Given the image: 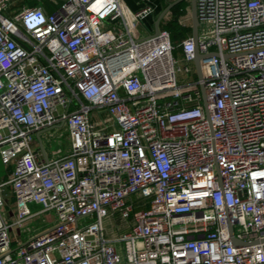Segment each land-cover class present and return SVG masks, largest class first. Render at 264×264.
Listing matches in <instances>:
<instances>
[{
    "label": "built area",
    "instance_id": "2783aa9c",
    "mask_svg": "<svg viewBox=\"0 0 264 264\" xmlns=\"http://www.w3.org/2000/svg\"><path fill=\"white\" fill-rule=\"evenodd\" d=\"M16 1L0 0V264H264V0H197L200 78L192 37L175 55L143 27L151 0L7 15ZM49 131L68 144L52 158Z\"/></svg>",
    "mask_w": 264,
    "mask_h": 264
},
{
    "label": "crops",
    "instance_id": "0c3cea01",
    "mask_svg": "<svg viewBox=\"0 0 264 264\" xmlns=\"http://www.w3.org/2000/svg\"><path fill=\"white\" fill-rule=\"evenodd\" d=\"M150 3H152V5L155 7L156 13L154 14L153 18L145 20L142 24H143V27L145 29L155 33V22H156L157 18L159 17V15L162 13V9L161 8H163V4L164 3H168V2H167V0H151ZM24 4H28L30 6H43L48 13L54 12L57 9V7H58V5L56 3H54L53 1H51V0H17L16 3L14 4V6H12L11 10L9 12H7V15L13 14L14 12H16ZM169 4L170 3H168V5ZM124 5H125L126 8H128V9H130L132 11H137L141 7V2H140V0H124ZM189 18L191 19V5H190L189 13L182 19V22L184 21V23L186 25L192 26V22L191 21L188 22ZM161 25H162V23H161ZM49 132L52 133L53 131H49ZM49 132L44 133L43 136L45 134H48ZM67 148H68V144L64 145L63 148H59V149H57L55 151H51L50 153L48 152L49 153V157L52 158L54 153L60 152V151H62V154H63L65 152V150H67ZM11 171H12V168H6V172L4 173L5 175L0 174V176H2L3 180H7L9 175H10V173H11ZM10 207L12 209H14V207H15V199H14V197H12L11 200H10ZM10 207H8L7 213H8V211H10ZM107 227H108V231H109V235L110 236L115 235L117 232H122V231H124L123 229H125L124 228L125 226H123V228H121L122 226L120 225L119 228H120L121 231H118V230L115 229L114 225L113 224L111 225L110 223L107 224ZM28 233L13 231L12 234H13V237H14L15 240H20L21 242H25L28 239ZM17 244H18V242L15 241L14 245L16 246Z\"/></svg>",
    "mask_w": 264,
    "mask_h": 264
},
{
    "label": "trees",
    "instance_id": "16d2710c",
    "mask_svg": "<svg viewBox=\"0 0 264 264\" xmlns=\"http://www.w3.org/2000/svg\"><path fill=\"white\" fill-rule=\"evenodd\" d=\"M168 6L163 4L162 11ZM190 1L185 0L176 5L168 14L167 18L162 21L161 29L169 32L171 40L176 47L175 55L181 52V44L184 40L191 38L193 31L192 26L186 25L182 19L189 13Z\"/></svg>",
    "mask_w": 264,
    "mask_h": 264
},
{
    "label": "rangeland",
    "instance_id": "374dc122",
    "mask_svg": "<svg viewBox=\"0 0 264 264\" xmlns=\"http://www.w3.org/2000/svg\"><path fill=\"white\" fill-rule=\"evenodd\" d=\"M174 1H176V0H167L168 3H171ZM190 21H191V19L189 18L188 22H190ZM43 138L45 139V142H46L45 147L49 153L51 151H55L59 148H63V146L67 144L65 141V138H64V140H62L60 142L58 136L54 132H52V133L49 132L48 134H45L43 136ZM5 172H6V168L2 164V162L0 161V174L5 175L4 174ZM0 179L3 180L2 176H0ZM30 209L32 210V212H35V211H40L42 209V207L32 204V205H30ZM56 224H57L56 223V215L54 213H46V214L41 215L39 218L35 219L34 221H32L30 223L29 227L32 228L31 231L36 230V232H40V231L42 232V231H46V230L52 228ZM14 247H15V245H14Z\"/></svg>",
    "mask_w": 264,
    "mask_h": 264
},
{
    "label": "water",
    "instance_id": "95a60500",
    "mask_svg": "<svg viewBox=\"0 0 264 264\" xmlns=\"http://www.w3.org/2000/svg\"><path fill=\"white\" fill-rule=\"evenodd\" d=\"M185 0H176L172 3H170L163 11L162 13L159 15V17L157 18L156 22H155V34H159L160 32V27H161V23L162 21L167 17V15L170 13V11L179 3L183 2ZM190 1V5H191V22H192V31H193V41L196 45V54H195V60H194V65H195V69L197 72L198 77H201V70H200V60L202 58H204L205 56L200 54L198 49H197V44H198V39H199V29H200V18L198 16V10H197V0H189ZM206 113L209 116V109H208V105L206 104ZM231 235L233 236V239L235 241L236 244H238L239 242L236 240V238L234 237L233 234V230L231 229ZM240 244V243H239Z\"/></svg>",
    "mask_w": 264,
    "mask_h": 264
}]
</instances>
